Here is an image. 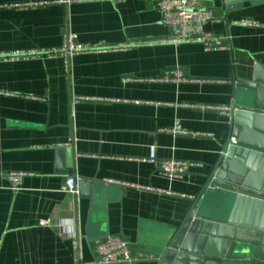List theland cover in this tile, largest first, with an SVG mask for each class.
I'll use <instances>...</instances> for the list:
<instances>
[{
    "label": "crops",
    "instance_id": "obj_1",
    "mask_svg": "<svg viewBox=\"0 0 264 264\" xmlns=\"http://www.w3.org/2000/svg\"><path fill=\"white\" fill-rule=\"evenodd\" d=\"M156 1L0 0V54L59 51L70 34L106 48L68 64L61 53L0 59V172L28 173L16 192L0 178V264H74L69 220L81 260L121 235L137 264H152L206 189L232 129L217 107L233 109L236 81L256 67L264 76V0H202L219 50L150 43L172 34ZM175 68L197 81L156 80ZM176 123L188 133L167 131ZM151 146L160 161L195 165L171 178L147 161ZM70 176L75 197L63 191Z\"/></svg>",
    "mask_w": 264,
    "mask_h": 264
},
{
    "label": "water",
    "instance_id": "obj_2",
    "mask_svg": "<svg viewBox=\"0 0 264 264\" xmlns=\"http://www.w3.org/2000/svg\"><path fill=\"white\" fill-rule=\"evenodd\" d=\"M259 69L235 83L230 139L236 143L229 139L206 189L169 244L153 253L152 264H264V76ZM81 186L89 195V183Z\"/></svg>",
    "mask_w": 264,
    "mask_h": 264
},
{
    "label": "built area",
    "instance_id": "obj_3",
    "mask_svg": "<svg viewBox=\"0 0 264 264\" xmlns=\"http://www.w3.org/2000/svg\"><path fill=\"white\" fill-rule=\"evenodd\" d=\"M156 5L161 13V22L166 26L172 28V34L169 37L160 40L149 41L150 43H174L179 44L183 42H201L206 50H219L226 48L223 36H215L214 34L205 31V25L214 20L213 14L209 9L202 6V0H157ZM240 24L248 26H258L257 23L244 20ZM140 42H130L123 44L125 46L137 45ZM104 46H89L77 44L74 41L72 34L65 39L64 47L59 51H28V52H12L0 54V59H15L20 57H36L41 54L55 55L61 53L67 64L72 56L81 52L105 50ZM156 80L168 83H182L197 81L190 78L179 70L178 68L164 72ZM217 109L230 114L231 108L217 107ZM175 134H186L188 131L184 130L179 123L173 128L167 130ZM236 138L231 137L230 144H235ZM225 151H222L224 154ZM147 161L152 163H159L162 172L171 177H182L192 166L193 162L179 161V160H158L156 147L149 148V156ZM27 172L12 171L8 173L0 172V178L6 179L10 183V188L13 191L21 189L23 178ZM110 183H116L113 180H107ZM63 191L73 195H78L77 180L70 176L66 178L63 186ZM46 224V221L42 222ZM69 237L74 240L75 263L74 264H137L138 260L133 253L131 244L121 235H110L106 238L99 239L96 242L97 255L92 261H83L78 255L79 250V234L73 220H69V228L66 232Z\"/></svg>",
    "mask_w": 264,
    "mask_h": 264
}]
</instances>
